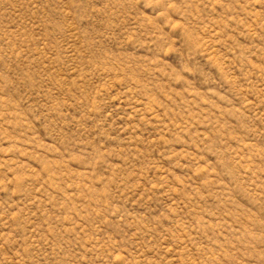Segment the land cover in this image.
<instances>
[{
    "label": "rangeland",
    "instance_id": "1",
    "mask_svg": "<svg viewBox=\"0 0 264 264\" xmlns=\"http://www.w3.org/2000/svg\"><path fill=\"white\" fill-rule=\"evenodd\" d=\"M0 264H264V0H0Z\"/></svg>",
    "mask_w": 264,
    "mask_h": 264
}]
</instances>
